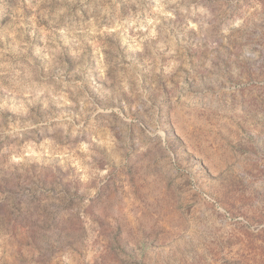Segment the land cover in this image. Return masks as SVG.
Here are the masks:
<instances>
[{
	"label": "rangeland",
	"instance_id": "rangeland-1",
	"mask_svg": "<svg viewBox=\"0 0 264 264\" xmlns=\"http://www.w3.org/2000/svg\"><path fill=\"white\" fill-rule=\"evenodd\" d=\"M0 264H264V0H0Z\"/></svg>",
	"mask_w": 264,
	"mask_h": 264
}]
</instances>
